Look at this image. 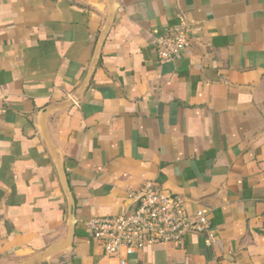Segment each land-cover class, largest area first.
Listing matches in <instances>:
<instances>
[{
    "label": "crops",
    "instance_id": "1",
    "mask_svg": "<svg viewBox=\"0 0 264 264\" xmlns=\"http://www.w3.org/2000/svg\"><path fill=\"white\" fill-rule=\"evenodd\" d=\"M115 14L88 86L48 115L76 203L38 117L72 97ZM185 19L173 61L155 39ZM0 264H120L87 221L123 212L156 181L211 232L146 247L127 264H264V0H0Z\"/></svg>",
    "mask_w": 264,
    "mask_h": 264
},
{
    "label": "built area",
    "instance_id": "2",
    "mask_svg": "<svg viewBox=\"0 0 264 264\" xmlns=\"http://www.w3.org/2000/svg\"><path fill=\"white\" fill-rule=\"evenodd\" d=\"M159 57L173 61L192 46L191 26L185 20L155 39ZM7 96L0 90V116ZM131 205L121 213L93 217L87 221L91 237L104 253L127 264L129 257L155 244H181L192 233H205L207 244L215 240L210 214L205 209L189 211L184 202L156 181L148 180L135 191Z\"/></svg>",
    "mask_w": 264,
    "mask_h": 264
},
{
    "label": "water",
    "instance_id": "3",
    "mask_svg": "<svg viewBox=\"0 0 264 264\" xmlns=\"http://www.w3.org/2000/svg\"><path fill=\"white\" fill-rule=\"evenodd\" d=\"M114 14H115V7L113 5V2H111L110 6H109L108 19H107L104 31H103L102 35L100 36V39L97 43L96 51H95V55H94L92 64L89 68L88 74H87L85 81L82 84V86L78 89V91L72 97H70L66 101L61 102V103L51 104V105L44 107L40 111L39 117H38V126H39L40 133L52 151L53 160H54L57 172H58L60 183L62 185L65 196L67 198L68 235H67V239L61 245H59V247H63L65 249H68L71 247L73 239H74V235H75V230H76V216H75L76 203H75V198L73 196V193L71 191V188H70V185H69V182L67 179V174L65 172L63 158L61 157V155L57 151V148H56V146H55V144H54V142H53V140L49 134L48 127H47V118H48V115L50 113L55 112L57 110H61V109L66 108V107H69L70 105H73L74 102L77 101V99H79V96L81 95V93L88 86L89 80L91 78L92 73L94 72L95 66H96L97 61H98L99 56H100V51H101V47L103 45V41H104V39H105V37H106L107 33L109 32L110 27L112 25V22L114 19ZM49 254L50 253L48 251H46L44 253H40V254L32 257L31 259L22 262L21 264H34L36 261L42 259L43 257H45Z\"/></svg>",
    "mask_w": 264,
    "mask_h": 264
}]
</instances>
